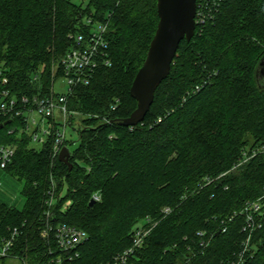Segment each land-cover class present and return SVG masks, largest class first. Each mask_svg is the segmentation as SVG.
I'll use <instances>...</instances> for the list:
<instances>
[{
    "label": "trees",
    "instance_id": "16d2710c",
    "mask_svg": "<svg viewBox=\"0 0 264 264\" xmlns=\"http://www.w3.org/2000/svg\"><path fill=\"white\" fill-rule=\"evenodd\" d=\"M157 4L0 0V68L19 96L36 92L33 76L42 68L49 91L51 69L74 47L84 20L111 14V65L70 98V110L81 115L71 118L73 126L79 121L72 168L52 158L51 142L37 149L28 136H9L12 124L1 128L0 121V143L17 146L4 170L23 183L25 199L21 210L0 203V242L17 228L11 255L25 264H50L49 250L59 253L43 235L53 181L56 220L89 235L80 256L62 264H108L132 246V233L148 217L159 224L134 264H183L198 232L212 244L192 264H228L241 251L244 218H230L264 195V153L238 167L245 151L264 147V0H222L216 19L181 42L145 120L123 127L138 106L131 88L158 27ZM206 177L215 181L205 186ZM95 194L101 200L91 205ZM165 207L173 212L164 218ZM253 243L250 263L264 264V227Z\"/></svg>",
    "mask_w": 264,
    "mask_h": 264
},
{
    "label": "built area",
    "instance_id": "2783aa9c",
    "mask_svg": "<svg viewBox=\"0 0 264 264\" xmlns=\"http://www.w3.org/2000/svg\"><path fill=\"white\" fill-rule=\"evenodd\" d=\"M221 4L222 0H199L195 17L196 29L215 20ZM110 16L111 14H108L101 19L97 18V13H92L84 20L83 31L73 38L74 47L62 58L57 67L58 72L61 73V81L65 86V91L63 89L57 92L54 82L55 85L49 93L19 96L11 89L10 79L6 71L0 68V121H2L1 126L5 125L6 122H10L4 127L12 124L8 130L9 136L20 138L28 136L32 144L41 147L51 142L52 158L59 159L63 148L68 147L66 145L68 142V124L74 116L69 105L76 87L89 84L99 68L111 65L109 42L107 40L110 25L108 17ZM42 77L41 70H37L32 81L38 83ZM36 114L40 116V120H37ZM16 121H19L20 125L13 124ZM161 121L159 119V122ZM16 151L17 146L15 144L0 143L1 169L4 170L12 164ZM259 153H264V147L245 151L244 159L238 167L256 157ZM225 175L222 174L218 178ZM214 181V178L206 177L203 185H210ZM56 196L57 188L53 181L50 190L45 195L46 218L43 235L48 242H55L59 253L55 256L56 251L49 250L50 264H62L65 261L78 258L80 256L79 249L89 238L86 231L56 220L54 214ZM92 200L100 201V194H95ZM172 212L171 207H165L162 211L164 218ZM263 212L264 195L256 201L247 202L240 211L234 212L230 221L239 216L244 218L242 227L244 238L241 251L228 264H249L250 260L254 259L257 248L253 240L255 235L264 227ZM158 224V220L150 217L146 218L132 233V246L117 255L108 264H134L133 258L136 257L137 251L145 246ZM226 231L227 227L222 230V232ZM19 235V230L16 228L10 238L3 239L0 242V258H15L11 255V250L15 246ZM197 237L198 241L194 245H189L187 249L189 256L185 258L183 264H192L197 256L204 253V250L211 246L212 238L208 237L206 232H198ZM177 247V245L174 246V248Z\"/></svg>",
    "mask_w": 264,
    "mask_h": 264
},
{
    "label": "water",
    "instance_id": "95a60500",
    "mask_svg": "<svg viewBox=\"0 0 264 264\" xmlns=\"http://www.w3.org/2000/svg\"><path fill=\"white\" fill-rule=\"evenodd\" d=\"M157 9L158 27L131 88V96L138 106L129 118L120 123L123 127H136L145 120L155 101L157 89L171 73L181 42H190L195 36L197 0H158ZM70 158L69 148H63L59 160L72 168ZM95 203V200L91 201V205Z\"/></svg>",
    "mask_w": 264,
    "mask_h": 264
},
{
    "label": "rangeland",
    "instance_id": "374dc122",
    "mask_svg": "<svg viewBox=\"0 0 264 264\" xmlns=\"http://www.w3.org/2000/svg\"><path fill=\"white\" fill-rule=\"evenodd\" d=\"M74 3L78 4V5H83L84 7L87 6L89 4V0H72ZM58 64H55V66H53L52 70V79H51V88L48 90H46V88L43 86V82L41 81L42 78L40 79L41 82L37 83V87L35 88L36 92L35 93H49L51 91V89L53 88V85H55V89L56 91H62L64 89L65 91V86L63 84V82L61 81V73L60 71L58 72ZM41 70V74L42 76L45 75V69H39ZM55 82V84H54ZM70 107V105H69ZM74 116H77V118H79V116H81L80 114H78V112L73 111ZM36 118L37 120H40V116L38 114H36ZM79 121H76V124L78 125ZM108 122V121H107ZM75 125L73 126V123L70 122L68 124V140L71 141L73 144L69 145V150L70 152H73L79 145V141H78V134L76 132V128H78V126ZM33 146L37 149H39L41 146L39 145H35L33 144ZM227 174V172L225 173ZM22 190H23V183L21 181H19L17 178L11 176L9 173H7L5 170L0 168V203H5L11 207H14L16 209H23L24 205H25V199L22 195ZM71 206V202H67L62 211H66L68 209V207ZM143 223V222H142ZM141 223V224H142ZM140 224V225H141ZM0 264H24L23 261L21 259H18V257L15 258H6L4 260H0Z\"/></svg>",
    "mask_w": 264,
    "mask_h": 264
}]
</instances>
